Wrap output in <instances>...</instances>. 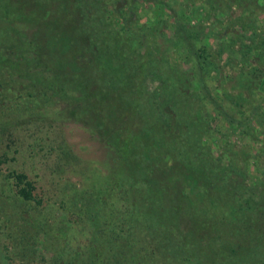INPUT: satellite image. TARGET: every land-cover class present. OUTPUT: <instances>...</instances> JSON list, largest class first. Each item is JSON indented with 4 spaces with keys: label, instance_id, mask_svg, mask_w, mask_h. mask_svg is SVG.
I'll use <instances>...</instances> for the list:
<instances>
[{
    "label": "rangeland",
    "instance_id": "rangeland-1",
    "mask_svg": "<svg viewBox=\"0 0 264 264\" xmlns=\"http://www.w3.org/2000/svg\"><path fill=\"white\" fill-rule=\"evenodd\" d=\"M37 45L68 52L58 60L69 63L66 90ZM200 46L207 70L194 62ZM145 73L149 104L140 117L131 112L102 123L93 118L102 109L78 103V85L111 92L118 76L120 88L135 87ZM164 136L170 146L159 144ZM146 144L150 159L142 162ZM0 157V264H57L93 244L102 259L101 221L92 212L104 207L108 188L129 180L126 171L138 175L139 164L173 178L156 182L159 195L128 185L129 205L147 223L157 217L167 225L170 217L159 214L166 194L177 195L182 209L190 183L216 186L226 166L228 188L264 192V0H0ZM10 171L26 174L39 204L17 196ZM198 192L196 204L209 201ZM179 212L176 227L192 241L187 232L199 220ZM200 234L179 256L187 264L199 256L200 264L245 263L241 249L214 254L218 243L207 246L210 234ZM127 249H137L133 261L151 263L149 243Z\"/></svg>",
    "mask_w": 264,
    "mask_h": 264
},
{
    "label": "trees",
    "instance_id": "trees-1",
    "mask_svg": "<svg viewBox=\"0 0 264 264\" xmlns=\"http://www.w3.org/2000/svg\"><path fill=\"white\" fill-rule=\"evenodd\" d=\"M50 36L56 37L57 35L50 34ZM6 37L7 36H5V38ZM6 40L9 39L7 38ZM63 45V48L67 50L65 47L66 45ZM37 46L39 47L37 50L42 56H40L42 58L41 62L46 64L45 61H47L51 64L48 67V70L50 69L53 72L54 69H57L58 72H61V75L58 78L62 82L60 87L66 90L65 86L70 80V73L67 74V72H69V63L62 61L61 59V61L58 62V60L59 58H65V56L61 55H64L68 52L65 51L55 54L54 51L48 47V45ZM197 50V57L194 61L197 69L207 70L208 65H211V63L208 55L205 52L206 50L204 49V46L198 47ZM6 51L7 49H5V52ZM108 54H110V52ZM136 54H139L138 50L136 51ZM149 59L150 58H147V60ZM108 64L110 65V63ZM146 75V73L141 74L140 79L137 81L135 87L129 85V83H122L123 86L120 88L119 86L121 85V80H123L121 79L122 75L118 76L116 80H110V75L105 74L106 80L108 82L115 80L114 82H116L115 84L119 88L118 90H113L111 92H101L99 88H92L88 90L82 86L83 84L78 85V87L81 88L80 90L78 88L80 93V99L78 100V103L81 107H87L86 105L89 103L90 107L93 108L92 111L94 113L98 112L97 107H99V110L102 109L101 114H96L93 117L95 120L98 119L102 123L111 119L114 117V115H126V113L131 112H136L140 117L141 111L144 112V107L149 104L147 90L143 82ZM68 87H70V85H68ZM137 89L139 90L137 91ZM224 118H227V116L224 115ZM143 119L147 120L145 118ZM165 127L168 129L172 128V123L167 120ZM186 127L189 126L186 125ZM171 142L170 140H165L164 136L159 144H168L170 146ZM190 144L191 143H189L188 146H190L194 151V147H192ZM143 147L144 149H140L141 154L137 159L139 161L141 160L142 162H149L150 155L146 153V150L148 152V148H150V146L146 144ZM192 155L196 158L197 156H200L198 153L193 152ZM118 157V159H120L118 162L119 166H124L126 168L124 156L120 153L118 154ZM3 160H6V158L0 157V162H3ZM192 160L194 161L195 158ZM139 166L138 175L132 177L134 174L132 173V175H130L129 171H126L127 175L129 176L128 181L122 182L121 185L117 187L108 188L104 207H100L99 204L97 209L92 212V214L99 215L101 221L98 230L102 235L100 240L103 242L101 243L104 244L103 246L106 248V254H104V257H102V259L101 257H97L98 254L95 253L93 244L90 247L91 251L89 253L83 252L82 254H78L77 257L67 259L66 261H62L61 263L59 262L57 264H139L140 262L138 260L133 261L131 258H129L131 256L133 259H135L133 255L134 253L132 254V251L137 253V249H127V246H129V244L135 245L141 242H144L145 244L149 243L150 247H152L153 252L151 263L148 262L147 264H154L156 260H158V262L161 264H168V253L171 255L170 258H172L173 261H176L177 264H187V257L179 256L181 254L183 256L184 252H186V249H188L189 246L194 245L195 242L197 244L201 241V230L204 231L205 234L208 233V236L210 234L206 240L208 244L207 246L213 247L214 245V247H217L215 246V242L218 243L217 248H220L219 250H213V248L209 247V250L215 251L214 254L222 253L223 251L221 252V250H228L227 252H229L231 255H234L238 248V250L241 249V251L245 252L246 259L244 264H264V204L259 202V200H262L261 197H263V190L254 191L251 188L249 190L244 188L241 190L240 187L233 189L228 188L227 183L228 179L230 178L228 176L230 167L226 166L220 170L221 179L217 182L216 186H210L208 181L203 184L202 181V183L198 185L197 188L194 186L196 181L194 182L192 180L191 182L194 183H190L188 194H186V196L188 195L186 199L187 205H185V203L182 209H179L180 207L177 205V195L172 197L171 195L166 194V203L161 205L159 214L170 217V222H168L167 225L164 223H157V217L154 219V221L147 223L140 218V214H138L135 209L132 210L130 207V198L128 196L129 190L126 191V189H128V185L136 186V184H138L140 191L143 190L145 193L146 191H157L156 193L159 195L161 189L156 182L159 183V180L162 178L165 182L168 181L170 184L172 183L173 178L167 177L169 175L166 171V176H163L162 173L159 175L156 174L155 171H153V173H149L140 164ZM200 169L203 170V167H200ZM8 175L14 180L15 193L18 197L24 201L34 202L35 204L40 203V200L34 196V187L25 173L10 171ZM131 179H134L135 181L133 182ZM120 187H123V189H120ZM198 189L203 192H207V200H209L208 202L201 203L200 205L196 204L194 197H196V199L203 198L201 192H198ZM169 190L173 193L171 188H169ZM179 210L182 212V214H184V216L189 217L190 220L191 218H197L199 220V224L197 222H193V227L198 224L196 229H192V232L189 230L187 232L188 234L190 233L192 241H183L185 236L181 235L176 227V223L179 221ZM138 232H140L139 237L136 234ZM231 237H233V239H231ZM235 237L237 239H235ZM112 238H114L115 241H113ZM227 238H230V241ZM117 241L120 243V247L118 246L119 250L116 249L118 251L114 252L113 249L115 246H117ZM238 244L242 245H239L238 247ZM156 246L159 247L158 250L156 249L158 252L153 249ZM167 250L169 252H167ZM203 256V259H206L205 257L207 255ZM201 258L202 256H199V258L195 257L193 264H200Z\"/></svg>",
    "mask_w": 264,
    "mask_h": 264
}]
</instances>
